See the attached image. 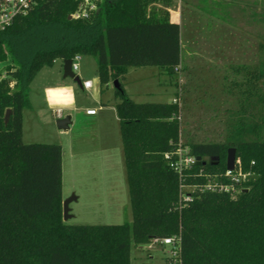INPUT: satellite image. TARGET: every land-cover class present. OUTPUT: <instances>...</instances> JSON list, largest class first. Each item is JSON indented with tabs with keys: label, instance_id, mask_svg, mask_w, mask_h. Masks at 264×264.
I'll list each match as a JSON object with an SVG mask.
<instances>
[{
	"label": "trees",
	"instance_id": "1",
	"mask_svg": "<svg viewBox=\"0 0 264 264\" xmlns=\"http://www.w3.org/2000/svg\"><path fill=\"white\" fill-rule=\"evenodd\" d=\"M160 1L169 0H102L93 16L76 19L69 18L76 0H36L28 15L0 30V64L8 61L0 71V264H132L133 247L173 235L181 237L183 264H264V62L243 68L244 99L228 140L187 145L202 163L184 184L204 187L223 174L235 148L252 174L246 188L238 196L205 188L182 205L180 178L165 157L181 144L180 104L136 102L121 83L131 67L171 76L180 68L181 26L167 9L151 7ZM76 56L95 59L101 83H120L132 224L66 223L62 146L23 141L32 82Z\"/></svg>",
	"mask_w": 264,
	"mask_h": 264
},
{
	"label": "rangeland",
	"instance_id": "2",
	"mask_svg": "<svg viewBox=\"0 0 264 264\" xmlns=\"http://www.w3.org/2000/svg\"><path fill=\"white\" fill-rule=\"evenodd\" d=\"M151 7L167 9L172 20L180 23L182 70L190 69L189 76L182 83L180 73L171 76L159 67H132L121 78L126 93L134 101L145 103L170 102L175 90L179 91L175 97L179 104L184 95L181 144L226 142L244 99L243 68L264 62V0H169ZM78 63L75 75L80 81H92L89 91H83L74 79L64 78L59 62L36 76L30 86V107L23 112V141L62 146L63 202L75 198L69 204L72 218L66 223L132 224L122 139L113 111L121 101L115 93L116 79L101 83L92 56H82ZM7 65L8 61L1 63L0 71L4 72ZM166 80L178 85L166 88ZM101 102L110 110L100 112ZM59 108L63 117H71L69 130L57 127ZM90 109L98 115L89 117ZM104 135L111 140L112 172L104 166L108 144L97 140ZM132 256V264L163 260L162 252L148 245L133 247Z\"/></svg>",
	"mask_w": 264,
	"mask_h": 264
},
{
	"label": "built area",
	"instance_id": "3",
	"mask_svg": "<svg viewBox=\"0 0 264 264\" xmlns=\"http://www.w3.org/2000/svg\"><path fill=\"white\" fill-rule=\"evenodd\" d=\"M78 9L71 15L76 19H88L93 16L99 9L102 0H76ZM36 0H0V30L10 27L17 18L24 17L33 9ZM76 56L73 59L72 69L74 72L79 70V59ZM178 71V69H176ZM83 88L89 90L92 88V81L86 80L82 83ZM173 102L178 103L179 99L175 98ZM58 117L62 116V110H58ZM93 109L87 110L88 115L95 114ZM165 157L170 161V166L180 178V201L182 205H187L194 199V194L205 188L227 193L232 196H238L242 189L246 188L252 174L243 171L241 162L236 158L235 168L226 170L221 175L211 176L212 179L204 186L184 184V176L191 171L197 164V157L191 153L189 147L180 144L173 152L167 153ZM150 248H158L162 252V263L164 264H183L182 240L179 235H173L164 238H154L149 244Z\"/></svg>",
	"mask_w": 264,
	"mask_h": 264
},
{
	"label": "water",
	"instance_id": "4",
	"mask_svg": "<svg viewBox=\"0 0 264 264\" xmlns=\"http://www.w3.org/2000/svg\"><path fill=\"white\" fill-rule=\"evenodd\" d=\"M71 18V16L69 17ZM72 59L65 60L63 62V76L64 78H72L75 81H77L80 85H82V81H80L79 77L75 75V72L72 69ZM115 89H121L120 83L118 80L115 81L114 83ZM10 110L7 111L6 113V121L8 120V117L10 115ZM71 117L66 116L63 118H59L57 120V127L60 130H68L71 124ZM236 158H237V151L235 148H230L228 149V154H227V169L228 170H233L235 168V163H236ZM201 157H197V164H201ZM75 198L69 199L65 202H63V219L66 222L68 219L72 218V214H70V209H69V204L74 200Z\"/></svg>",
	"mask_w": 264,
	"mask_h": 264
},
{
	"label": "crops",
	"instance_id": "5",
	"mask_svg": "<svg viewBox=\"0 0 264 264\" xmlns=\"http://www.w3.org/2000/svg\"><path fill=\"white\" fill-rule=\"evenodd\" d=\"M174 21V20H173ZM179 23V22H178ZM180 24V23H179ZM181 44H182V36H181ZM95 60V59H94ZM56 62H59L60 63V65H61V71L63 70V65H62V63H61V61H56ZM55 62V63H56ZM96 62V61H95ZM97 65V64H96ZM184 67V62H183V58H182V60H181V65H180V68L178 69V71H177V74L178 73H180V75L179 76H181V79L183 80L182 81V83H184V81L186 82L187 81V76H189V72H190V69H184V70H182V68ZM132 68V67H131ZM131 68H129L128 69V72H127V75L129 74V71H130V69ZM181 70V71H180ZM163 72V71H162ZM164 74H165V72H163ZM126 76V75H125ZM192 77V76H191ZM181 79H180V81H181ZM83 81H86V80H82V83H83ZM178 82H179V80H178ZM174 83H177V81L176 82H170V80H166V82H165V84L167 85L166 86V88L169 86V87H173V85H174ZM178 85V84H177ZM176 85V86H177ZM81 86V89L83 90V91H89V90H91L92 88H93V83H92V88L91 89H89V90H86L85 88H83V85H80ZM175 85H174V87H176ZM182 88V87H181ZM175 92H177V93H179V91H176L175 90ZM53 96L55 97L56 96V93H54L53 94ZM182 96H184L183 95V93H182ZM182 96H180V105H182V108H181V110H183V106H184V104H183V101H182ZM60 97H61V95H60ZM130 97V96H129ZM175 97H177L176 96V93H175V96L173 97V99H172V101L175 99ZM186 97H188V95H186ZM131 98V97H130ZM132 99V98H131ZM186 99H188V98H186ZM171 102V101H170ZM119 103V102H118ZM110 106H108L106 103H104V102H101L100 103V106H99V111L100 112H103V113H105L106 111H108V110H110ZM59 110H62V108H59ZM113 111L115 112V115H117V111H116V106H115V108L113 107ZM24 112V111H23ZM88 115V114H87ZM98 115V113H95V114H93V115H88L89 117H96ZM105 115V114H104ZM58 116V115H57ZM58 118H63V116H61V117H58ZM101 120L102 119H100V123H101ZM117 121H118V123H119V132H120V122H119V118H118V115H117ZM102 124V123H101ZM69 130V129H68ZM121 135V134H120ZM102 140L103 141V143H104V145H106V144H108V148H106L105 149V160H106V163H105V167L106 168H108L109 169V172H112V167L114 166V164H113V159H114V154H113V150H112V148H110L109 147V144L111 143V140H110V138H108L106 135H104V138H97V140ZM98 140V141H99Z\"/></svg>",
	"mask_w": 264,
	"mask_h": 264
}]
</instances>
